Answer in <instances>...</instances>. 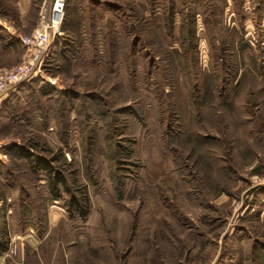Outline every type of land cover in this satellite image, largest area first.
<instances>
[{
	"label": "rangeland",
	"instance_id": "rangeland-1",
	"mask_svg": "<svg viewBox=\"0 0 264 264\" xmlns=\"http://www.w3.org/2000/svg\"><path fill=\"white\" fill-rule=\"evenodd\" d=\"M53 4L0 0V70ZM62 30L1 105L0 264H264V0H68Z\"/></svg>",
	"mask_w": 264,
	"mask_h": 264
},
{
	"label": "built area",
	"instance_id": "built-area-1",
	"mask_svg": "<svg viewBox=\"0 0 264 264\" xmlns=\"http://www.w3.org/2000/svg\"><path fill=\"white\" fill-rule=\"evenodd\" d=\"M68 0H54L48 13L43 15L42 27L33 36L22 37L24 45L31 48L33 55L18 67L0 70V111L6 95L15 90L21 83L36 76L45 77L44 65L51 58L55 47V39L63 33L62 24ZM51 18L48 19L47 18ZM53 85H59L57 79L48 80ZM6 143L0 142V148ZM4 155L0 153L2 159Z\"/></svg>",
	"mask_w": 264,
	"mask_h": 264
},
{
	"label": "crops",
	"instance_id": "crops-1",
	"mask_svg": "<svg viewBox=\"0 0 264 264\" xmlns=\"http://www.w3.org/2000/svg\"><path fill=\"white\" fill-rule=\"evenodd\" d=\"M19 6L22 8L25 5L26 7L31 6L33 0H17ZM24 4V5H23ZM27 9V8H26ZM19 30L15 27V25L10 22V20L0 16V51L3 52L4 48L9 51V47L7 42L10 38L19 39V35L17 34ZM4 40L6 41V45L4 46Z\"/></svg>",
	"mask_w": 264,
	"mask_h": 264
},
{
	"label": "trees",
	"instance_id": "trees-1",
	"mask_svg": "<svg viewBox=\"0 0 264 264\" xmlns=\"http://www.w3.org/2000/svg\"><path fill=\"white\" fill-rule=\"evenodd\" d=\"M21 154H23V155H25V156H27V157H30V155H31V152H30V151H28V150H24V149H23V150H21ZM42 161H43V162H46V161H45V159H43V158H40V161H39V162H40V164H42Z\"/></svg>",
	"mask_w": 264,
	"mask_h": 264
}]
</instances>
